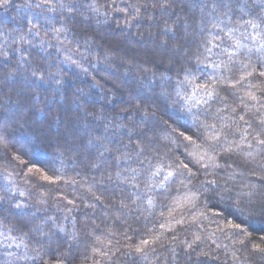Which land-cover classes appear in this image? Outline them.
Returning a JSON list of instances; mask_svg holds the SVG:
<instances>
[{"label":"trees","instance_id":"obj_1","mask_svg":"<svg viewBox=\"0 0 264 264\" xmlns=\"http://www.w3.org/2000/svg\"><path fill=\"white\" fill-rule=\"evenodd\" d=\"M0 4V264H264V108L245 96L264 103L250 87H264V0ZM241 61L254 75L226 88ZM209 179L231 199H211ZM185 195L195 207L176 206Z\"/></svg>","mask_w":264,"mask_h":264},{"label":"snow or ice","instance_id":"obj_2","mask_svg":"<svg viewBox=\"0 0 264 264\" xmlns=\"http://www.w3.org/2000/svg\"><path fill=\"white\" fill-rule=\"evenodd\" d=\"M3 2L6 3L7 0H3ZM0 6H2V4H0ZM248 23L251 24V26L253 28L260 27L259 24L252 23V21H249ZM235 47L236 48H239V47H241V45L239 43H237L235 45ZM262 47H264V46H262ZM208 51H211V49H208ZM249 51H251V50H249ZM235 55H237V53L233 52L230 55L229 60L231 61L232 56H235ZM240 63L242 64V70H243L242 74L239 76L238 79H236V82L235 83H227V84H225V87L226 88L233 89L234 90V89L237 88V85L238 84H241L243 81H246L249 77H252L254 75V71H249L248 70V68H249V65L248 64H244L243 61H241ZM262 67H264V64H262ZM258 75H259V77H264V71H260L258 73ZM189 76H191V79L188 78ZM183 83L185 85H188V86H191L192 87V89H193V93H192L193 96H195V93L198 90H201V89L204 90V92L206 93V95L209 98H212L213 95H214V92L209 89V85L208 84H200V85H197L195 83V76L192 73H190V72H188V73L185 74V81ZM262 83H264V82H262ZM250 87H257V88H259L260 91L264 92V87H261L259 85H251ZM177 95L179 96L180 93L177 92ZM245 96L247 97V99L249 101L257 102L259 104V108H264V103H260L259 100H258V97L251 90L246 91L245 92ZM181 98L184 99V97H181ZM241 102L243 103V101H241ZM197 103H199V101ZM245 107H248V105L245 104ZM259 108H257V111H259ZM189 111H190V109H189ZM232 111L235 112L236 109L233 108ZM239 119L241 121H244V123L248 125V128H251L252 127V125L247 120H245V117L244 116H240ZM258 123H259V125H264V115H262L259 118ZM206 127H211L212 129H215L216 126H215V124H213L211 126H206ZM261 134H264V127H261L260 133H258L257 136L254 137V138L256 139L257 144L264 145V139H261L260 138V135ZM180 135L183 136V138L185 140H187L189 143H195L193 141L192 136H184L183 133H181ZM242 136H243L244 139H246V137H247V129H244L243 130ZM2 139H3V137H0V140H2ZM208 139L211 140L214 143H218L220 141V136L214 134V135L208 137ZM197 147H199V146H197ZM209 147H211V145H209ZM240 147H241L240 144H237L235 146V148L229 147V148L224 149V152L230 155L236 149H239ZM248 147L251 148L252 145L251 144H248ZM213 151H214V149H213ZM189 156H191L193 158L194 163H196L198 165H201V167H203L205 169H209V168L215 169V168L222 167V165H220L219 163H216V157L215 156H212V155H208L207 152H205L203 155H200L197 152H192V153H189ZM247 156L252 157L253 161H255V157L252 156V153L251 152L247 153ZM205 157H207L209 163H201L204 160ZM260 167L262 169H264V163H261L260 164ZM178 168L181 170L179 174H183L184 170H187V175L188 176H193L194 175V173H192L191 169H189L187 163H180V164H178ZM212 174L213 173H211V172L208 173V175H212ZM168 175H169V177H171V176L174 175V173L169 172ZM231 178H234V177H230V179ZM44 179L45 180H49V177H47L45 175L44 176ZM204 183H206L209 186L208 190H209L210 198L211 199H215L217 196H219L221 200H224L226 198L227 199H231V197H226L225 196V193L228 192V191H231V190L230 189L217 190V188L215 187V185L217 184V181L216 180H214V179L206 180V181L202 182V185ZM181 184L183 185V181H181ZM21 195H23V193H21ZM244 195H247V196L251 197L252 191L250 190L247 193H239L238 194V197L239 196H244ZM198 200H199V196L198 195H185L183 197V199L177 198V200L175 201V204H176L177 207H181V208L182 207H185V206H187V207H195L196 201H198ZM149 203H151V201H149ZM240 203H241L240 202V199L238 198L237 201H236V207H237V210L238 211H240L241 213H243V208L240 207ZM16 207H20V205H16ZM174 210L175 209H173L172 211H174ZM261 211L264 212V204L261 205ZM169 214L171 215V211H170ZM161 215H163V213H161ZM201 215H203V213H201ZM217 215H219V213H217ZM176 223L179 224V225H183L184 224V221L182 219H177L176 220ZM231 226L234 229H239L240 228V225L239 224H232ZM161 227H164V225H161ZM167 230L168 231H173L174 229H172L171 227H169ZM200 239H201L200 236H198V235L195 236L194 239H193V241L188 244V247L191 248L193 246V244L199 242ZM149 243H150V241H148V240H142L141 241V244L142 245H148ZM256 247L259 248L261 251H264V248H260L259 245H257ZM136 251L137 252L143 251V248L138 246L136 248ZM54 264H59V262H57L55 260V258H54Z\"/></svg>","mask_w":264,"mask_h":264},{"label":"rangeland","instance_id":"obj_3","mask_svg":"<svg viewBox=\"0 0 264 264\" xmlns=\"http://www.w3.org/2000/svg\"><path fill=\"white\" fill-rule=\"evenodd\" d=\"M57 50L59 51V53H61L63 55V57H65V59L71 63H75L76 61V56L74 53H72L70 50L64 48L63 46H57ZM13 185L15 187H18V185L16 184L15 180H11ZM20 185V184H19ZM42 205V204H41Z\"/></svg>","mask_w":264,"mask_h":264}]
</instances>
